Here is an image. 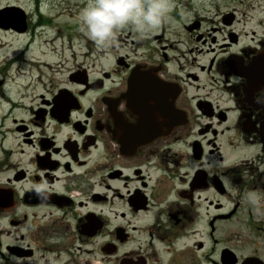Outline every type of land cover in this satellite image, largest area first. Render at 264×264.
<instances>
[{
  "label": "flooded vegetation",
  "instance_id": "flooded-vegetation-1",
  "mask_svg": "<svg viewBox=\"0 0 264 264\" xmlns=\"http://www.w3.org/2000/svg\"><path fill=\"white\" fill-rule=\"evenodd\" d=\"M32 1L0 7L24 14H0V32L58 29ZM171 3L185 50L170 21L123 31L96 77L80 64L60 81L24 52L8 64L34 86L0 72L2 92L27 91L0 100V264H264V33L235 28L264 31V0ZM68 38L67 52L86 39Z\"/></svg>",
  "mask_w": 264,
  "mask_h": 264
},
{
  "label": "rangeland",
  "instance_id": "rangeland-1",
  "mask_svg": "<svg viewBox=\"0 0 264 264\" xmlns=\"http://www.w3.org/2000/svg\"><path fill=\"white\" fill-rule=\"evenodd\" d=\"M42 1L45 6L48 5L46 8V12L49 11V19L52 20L53 25L58 26L59 28L47 29L46 35L41 37H34L32 34L25 36H15L0 32V46H3L1 47L3 48V50H0V72H2L3 76L5 74H15L18 69H21L22 71L28 72V77L22 79L23 84H25L26 86L29 84L34 86L36 84V80L32 79L37 78L39 74L33 76L31 73L33 67L21 65V60L23 58L29 61V63L33 64V66H35V70L38 69L41 71H45L47 76H53L55 79L58 78L60 81H64L68 75V71L76 65L85 64V66H87L92 72H94L93 77H96L97 74H100L102 70L110 68V59L116 58L118 54L102 56V54H100L98 51L109 49V47L106 49L98 48L93 41L89 40L86 36L83 35V33L79 31V12L81 8H83L86 4L84 0H65L66 2H63L62 4H60L59 0ZM32 2V0H0V7L11 4L19 5L21 7H25V9H27L31 13V10L34 9ZM57 3H59L60 8L58 7L57 9L53 10L52 6H56ZM45 6H42V11H44ZM182 10L184 9H181L179 13H181ZM187 10L192 12L189 15L202 14L204 15V17H211V14L207 13V11L217 13L215 11V8L203 6L199 7V5L196 7H190L189 5ZM220 11L224 12L226 11V8H221ZM68 14L73 16V18L67 19ZM209 19L217 21L219 20V17H211ZM170 21L172 24V30L170 31V36H168V38L171 39L172 44H174L175 48L185 50L186 46L184 45V43L186 42V37L184 35L183 28L173 19ZM203 25L205 28H209L214 24H211V21L206 20ZM235 28L237 31L243 32V34L247 33L248 36L244 37V39L246 38L247 40L252 37L251 33H249L251 31L256 32V38L264 33L263 30L258 29V26L255 23L235 24ZM60 29L62 34H58V36L61 38L60 40H58L56 39L57 31ZM40 31L42 30L38 28L36 30V33H39ZM68 37H85L86 39L76 40V42L73 41L77 45L75 51L67 52L63 49L67 48L66 41L69 39ZM87 48L93 49L92 52H90L91 55L87 54ZM18 52H24V54L22 55V59L18 62H15L13 64V67L10 68L8 63H10L11 59L16 58V56L19 54ZM72 52H74L75 55H73ZM128 53L131 54L130 52ZM42 64H51L53 66V71L51 69L44 70L42 68ZM58 67L61 70H57ZM6 71H8V73ZM15 82L18 83L17 85H21L20 80H16ZM15 82H13L12 85L8 87L9 93L11 92V94H8V90H6L5 88L3 92L0 90V100L4 96H6V94L7 96L10 95V97H14L15 99H17L19 96H27V91L22 90L21 92H18Z\"/></svg>",
  "mask_w": 264,
  "mask_h": 264
},
{
  "label": "clouds",
  "instance_id": "clouds-1",
  "mask_svg": "<svg viewBox=\"0 0 264 264\" xmlns=\"http://www.w3.org/2000/svg\"><path fill=\"white\" fill-rule=\"evenodd\" d=\"M171 0H86L79 12V31L106 49L123 31L146 38L170 22Z\"/></svg>",
  "mask_w": 264,
  "mask_h": 264
},
{
  "label": "water",
  "instance_id": "water-1",
  "mask_svg": "<svg viewBox=\"0 0 264 264\" xmlns=\"http://www.w3.org/2000/svg\"><path fill=\"white\" fill-rule=\"evenodd\" d=\"M14 13H17L15 18L18 17L19 20H22V22H24V14H22V12L19 9L13 8V9H7L6 11L0 12L2 17H7V16H13L14 17ZM12 19H14V18H12ZM5 22L8 23V22H12V21L9 20V21H5ZM17 23L21 24V23H19L18 20H17Z\"/></svg>",
  "mask_w": 264,
  "mask_h": 264
},
{
  "label": "bare ground",
  "instance_id": "bare-ground-1",
  "mask_svg": "<svg viewBox=\"0 0 264 264\" xmlns=\"http://www.w3.org/2000/svg\"><path fill=\"white\" fill-rule=\"evenodd\" d=\"M1 47H3V46H0V50H3V48H1Z\"/></svg>",
  "mask_w": 264,
  "mask_h": 264
}]
</instances>
